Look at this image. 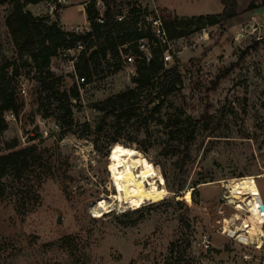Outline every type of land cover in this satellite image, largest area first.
Returning <instances> with one entry per match:
<instances>
[{
	"label": "rangeland",
	"instance_id": "obj_1",
	"mask_svg": "<svg viewBox=\"0 0 264 264\" xmlns=\"http://www.w3.org/2000/svg\"><path fill=\"white\" fill-rule=\"evenodd\" d=\"M89 1L48 0L27 5L25 11L53 20L58 4L59 26L85 33L90 30L84 14ZM135 1L148 11L144 20L153 9L160 10L152 3L184 18L222 11L219 0ZM237 5L239 12L251 5L256 9L229 21L223 30L209 27L170 43L166 67L178 65L180 83L162 102L139 104L136 113L147 117L146 127L136 132L133 120L124 123L117 133L119 144L110 150L105 146L110 123L98 132L101 115L92 105L135 89L130 67L121 63V71L111 76L103 66L97 69L78 90L73 126L64 134L55 118H44L51 111L41 108L35 83L19 81V114L7 121L4 140L16 139L24 147L36 138L32 143L62 166L57 180L42 186L38 205L27 208L23 218L9 196L0 198V264H264V239L255 248L224 232L245 217L230 204L235 195L225 191L227 180L252 179L264 206V178H259L264 175V0H237ZM5 12L0 6V61L12 54ZM77 55L61 51L50 63L53 74L63 79L61 90L75 85L69 62ZM22 89L25 95L19 96ZM174 143L184 151L182 159L164 152ZM121 144L158 168L169 195L135 209L112 207L95 217L93 204L114 193L109 157ZM179 185L180 194L169 191ZM66 236L72 249L58 242Z\"/></svg>",
	"mask_w": 264,
	"mask_h": 264
},
{
	"label": "trees",
	"instance_id": "obj_2",
	"mask_svg": "<svg viewBox=\"0 0 264 264\" xmlns=\"http://www.w3.org/2000/svg\"><path fill=\"white\" fill-rule=\"evenodd\" d=\"M42 1L48 0H0V6L6 8L3 24L12 48L11 56L0 61V198L9 196L13 200L14 211L20 218L25 216L27 208L38 205V191L47 181L57 180L62 166L57 157L48 155V150L32 143L36 138L29 139L30 143L24 147H20L16 139L4 140L8 131L6 115L19 114L18 90L21 79L35 83L41 108L48 106L51 111L44 115V118H55L61 134H64L72 129L73 102L79 100V93L76 83L68 90H61L63 79L50 70L52 59L61 51H74L78 46H82V50L72 61L73 75L84 79L85 83L80 86L84 87L98 74L99 67H104L103 71L107 76L117 74L122 69L121 55L133 54L136 57L133 64L135 75L131 82L136 88L92 105L101 115L98 132L102 131L103 124L110 123L109 134L106 135L108 139L105 141L108 150L119 144L117 133L124 123L133 120L136 132H140L143 126L146 127L147 117L136 113V108H140L139 104L152 105L157 101L162 102L180 83L178 65L166 68L162 62L165 47L158 43L150 46L149 61L146 62L143 55L141 59L135 41L150 38L149 24L142 20L145 34L138 32L137 24L140 16L143 18L148 11H141L135 0H90L84 7L86 23L90 27L85 33L65 31L59 26L56 13L60 9L58 4L54 7L53 20L47 16L34 17L25 11L27 5ZM219 2L222 6L220 14L188 19H179L167 10L160 9L158 12L167 39L174 42L188 33L203 31L209 27L223 30L229 21L256 9L251 5L245 11L239 12L237 0ZM97 3H100V8L96 7ZM124 7L128 8L129 15L123 22H117L116 16ZM100 10L102 24L97 22ZM254 46L256 47L257 43ZM206 53L207 50L202 54V58ZM52 105H55V108L51 110L49 108ZM158 106L153 107L152 115L156 113ZM61 112L63 115H60ZM176 131L179 133V130ZM93 146L98 151L97 143ZM164 149L167 155L183 156L184 151H181L179 143L166 145ZM169 191L178 195L183 191V186L179 185L174 191ZM58 242L63 247L72 249L70 237H62Z\"/></svg>",
	"mask_w": 264,
	"mask_h": 264
},
{
	"label": "bare ground",
	"instance_id": "obj_3",
	"mask_svg": "<svg viewBox=\"0 0 264 264\" xmlns=\"http://www.w3.org/2000/svg\"><path fill=\"white\" fill-rule=\"evenodd\" d=\"M109 158L110 182L114 193L107 199L100 198L93 204L91 212L95 217L101 216L102 212H107L106 210L112 207L135 209L144 203L160 201L169 195L160 179L158 168L146 159L139 158L134 150L119 145L113 148ZM259 178H264V175ZM251 180L243 177L222 183L225 185V191L235 195L232 197L233 201H230L235 211L245 214L244 218L238 219V227H227L224 232L242 245L256 246L264 239V206Z\"/></svg>",
	"mask_w": 264,
	"mask_h": 264
},
{
	"label": "built area",
	"instance_id": "obj_4",
	"mask_svg": "<svg viewBox=\"0 0 264 264\" xmlns=\"http://www.w3.org/2000/svg\"><path fill=\"white\" fill-rule=\"evenodd\" d=\"M96 7L100 8V3H97ZM128 15H129L128 14V8L124 7L120 10V13L116 16V21L117 22H123L126 19V17H128ZM143 18H145V17H143ZM143 18H142V16H140V21L137 24V30H138V32H141V33L143 32L145 34L146 30H144V28H142V20H144ZM144 21L149 24L150 38H148V39L147 38H143V39L141 38V39H138L135 41L136 46H137V50H138L139 54L141 55V59H142V55H143V58L145 59V61L148 62L149 58H150V54H149L150 46H153V45L158 43L160 46L165 47V51L162 55V62L164 64V66L166 67V65L171 62L170 61L171 60L170 55H169V45L171 42L167 39L165 31L162 27V22H161L158 10L153 9L152 12L150 13V17L146 18ZM97 22L102 24L101 10L99 12V18H98ZM73 32L78 33V29H74ZM85 32H88V29H86ZM239 36L242 38V35H238V37ZM81 50H82V46H78L76 48V50H74V52L79 53ZM69 52L70 51H66V53H69ZM121 59H122V62L124 65L130 67L127 69L128 75L134 76L135 75V69L133 67V64L135 63L136 57L133 54L127 53V54L121 55ZM69 63L71 65V67H70L71 73L74 74L73 61H70ZM74 77H75L76 86H77L78 90H80V86L85 83L84 79L79 78L77 76H74ZM84 86H87V85H84ZM20 95H25L24 89L20 90L19 96ZM5 119H6V121H15V116L13 114H8V115H6ZM262 229L264 230V226L262 227ZM255 248H257V246Z\"/></svg>",
	"mask_w": 264,
	"mask_h": 264
},
{
	"label": "crops",
	"instance_id": "obj_5",
	"mask_svg": "<svg viewBox=\"0 0 264 264\" xmlns=\"http://www.w3.org/2000/svg\"><path fill=\"white\" fill-rule=\"evenodd\" d=\"M152 7L153 8H155V7H157L158 9H165V8H162V7H160V6H157V5H155V4H153L152 3ZM222 7V6H221ZM165 10H167V9H165ZM168 11V10H167ZM169 12V11H168ZM170 14H172V15H174V16H176L177 18H184V17H178L176 14H174V13H172V12H169ZM185 19H188V18H185ZM232 21V20H231Z\"/></svg>",
	"mask_w": 264,
	"mask_h": 264
},
{
	"label": "water",
	"instance_id": "obj_6",
	"mask_svg": "<svg viewBox=\"0 0 264 264\" xmlns=\"http://www.w3.org/2000/svg\"><path fill=\"white\" fill-rule=\"evenodd\" d=\"M261 209L263 210V208L261 207ZM57 223H59V219H57Z\"/></svg>",
	"mask_w": 264,
	"mask_h": 264
}]
</instances>
